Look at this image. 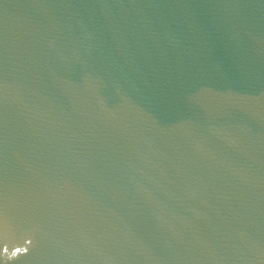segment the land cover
Here are the masks:
<instances>
[{
  "label": "water",
  "instance_id": "obj_1",
  "mask_svg": "<svg viewBox=\"0 0 264 264\" xmlns=\"http://www.w3.org/2000/svg\"><path fill=\"white\" fill-rule=\"evenodd\" d=\"M0 264H264V0H0Z\"/></svg>",
  "mask_w": 264,
  "mask_h": 264
}]
</instances>
